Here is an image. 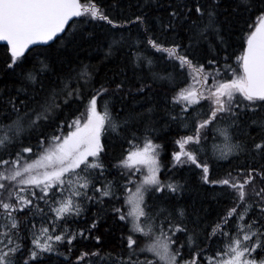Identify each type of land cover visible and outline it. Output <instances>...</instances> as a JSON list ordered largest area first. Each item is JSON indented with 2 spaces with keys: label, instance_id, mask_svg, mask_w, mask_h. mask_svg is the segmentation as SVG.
<instances>
[{
  "label": "snow or ice",
  "instance_id": "6c2138e0",
  "mask_svg": "<svg viewBox=\"0 0 264 264\" xmlns=\"http://www.w3.org/2000/svg\"><path fill=\"white\" fill-rule=\"evenodd\" d=\"M0 42V264H264V0H0Z\"/></svg>",
  "mask_w": 264,
  "mask_h": 264
},
{
  "label": "trees",
  "instance_id": "16d2710c",
  "mask_svg": "<svg viewBox=\"0 0 264 264\" xmlns=\"http://www.w3.org/2000/svg\"><path fill=\"white\" fill-rule=\"evenodd\" d=\"M63 55H66L69 59H72V58H74V57H76V53L75 52H73V51H68V52H64V53H62ZM88 55V53L87 52H84V51H81L80 53H79V59H83V58H85L86 56ZM87 62V61H86ZM93 62H94V59H93ZM171 147H172V145H169V151L171 150ZM117 151H119V150H117ZM215 178V177H214Z\"/></svg>",
  "mask_w": 264,
  "mask_h": 264
},
{
  "label": "water",
  "instance_id": "95a60500",
  "mask_svg": "<svg viewBox=\"0 0 264 264\" xmlns=\"http://www.w3.org/2000/svg\"><path fill=\"white\" fill-rule=\"evenodd\" d=\"M0 44H2V42H0Z\"/></svg>",
  "mask_w": 264,
  "mask_h": 264
}]
</instances>
